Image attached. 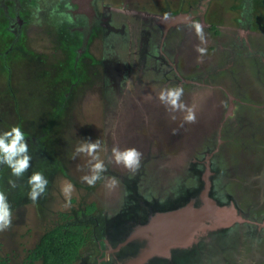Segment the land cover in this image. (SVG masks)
<instances>
[{
	"label": "rangeland",
	"instance_id": "1",
	"mask_svg": "<svg viewBox=\"0 0 264 264\" xmlns=\"http://www.w3.org/2000/svg\"><path fill=\"white\" fill-rule=\"evenodd\" d=\"M200 2L0 0V138L30 157L0 164L10 264L62 222L87 224L76 264H264V0Z\"/></svg>",
	"mask_w": 264,
	"mask_h": 264
},
{
	"label": "clouds",
	"instance_id": "2",
	"mask_svg": "<svg viewBox=\"0 0 264 264\" xmlns=\"http://www.w3.org/2000/svg\"><path fill=\"white\" fill-rule=\"evenodd\" d=\"M197 33H200L201 28L199 23L195 24ZM201 53L205 52V49H199ZM179 96V90L177 91H169L168 97L170 98V102L173 105H176V101ZM163 93H161V99H163ZM187 120L194 121L195 117L193 115H189L186 117ZM11 137L10 142L5 143V138ZM5 138H0V164H7L11 170L12 174L19 177L21 176L28 168H29V160L30 157L26 155L27 146L23 141L25 140V134L21 131L18 126L11 127L10 132H5ZM98 148V144L93 143L87 145L86 151L89 155H93L96 153ZM84 150V149H81ZM113 156L115 158V162L117 164H123L128 168H133L134 166H138L140 153L135 148L126 149L124 151H120L118 148L113 149ZM93 171H103L104 165L102 161H98L96 164L92 166ZM100 177L98 175H92L91 178L85 176L82 179L85 180L90 186L94 185L95 181ZM29 184L32 185V190L29 193L30 198L35 201L39 192L43 191V185L47 183V181L42 180V176L40 173H33L29 178ZM12 183L13 187L15 184ZM71 187V185H70ZM10 213L8 211V204L5 202V195L3 192H0V231L4 228L10 226L9 220Z\"/></svg>",
	"mask_w": 264,
	"mask_h": 264
},
{
	"label": "trees",
	"instance_id": "3",
	"mask_svg": "<svg viewBox=\"0 0 264 264\" xmlns=\"http://www.w3.org/2000/svg\"><path fill=\"white\" fill-rule=\"evenodd\" d=\"M95 203L87 208L91 211ZM87 224L59 223L47 229L29 249L27 258L40 264H76L87 241ZM0 264H10L0 253Z\"/></svg>",
	"mask_w": 264,
	"mask_h": 264
},
{
	"label": "flooded vegetation",
	"instance_id": "4",
	"mask_svg": "<svg viewBox=\"0 0 264 264\" xmlns=\"http://www.w3.org/2000/svg\"><path fill=\"white\" fill-rule=\"evenodd\" d=\"M201 3H202V0H201L200 4H201ZM208 3H209V2H208ZM208 3H207V4H208ZM201 7H202V6H201ZM202 8H203V7H202ZM203 9H204V8H203ZM12 15H13V14H12ZM15 23H16V24H20V20H19V21L17 20ZM174 217H177V216H174ZM158 221H159V222H162L161 220H158ZM198 246H199V245H198ZM195 260H197V259H195ZM176 264H177V263H176Z\"/></svg>",
	"mask_w": 264,
	"mask_h": 264
},
{
	"label": "bare ground",
	"instance_id": "5",
	"mask_svg": "<svg viewBox=\"0 0 264 264\" xmlns=\"http://www.w3.org/2000/svg\"><path fill=\"white\" fill-rule=\"evenodd\" d=\"M174 216H177V215H173V214H171V215H166L165 217H174ZM175 218H179V216H177V217H175Z\"/></svg>",
	"mask_w": 264,
	"mask_h": 264
}]
</instances>
